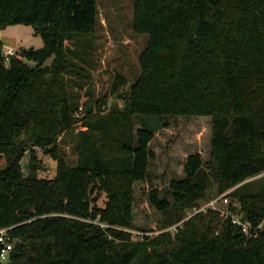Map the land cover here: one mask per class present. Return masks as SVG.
Returning a JSON list of instances; mask_svg holds the SVG:
<instances>
[{
  "label": "trees",
  "instance_id": "16d2710c",
  "mask_svg": "<svg viewBox=\"0 0 264 264\" xmlns=\"http://www.w3.org/2000/svg\"><path fill=\"white\" fill-rule=\"evenodd\" d=\"M98 23L97 0H0V31L30 26L43 40L8 65L0 41V229L15 239L0 264H264V228L249 238L214 209L185 220L212 186L253 226L264 219V0H135L148 42L125 107L107 113L90 85ZM127 83L116 74L111 93ZM143 117L210 118L211 141L208 159L189 154L147 195L159 230L182 225L134 241L135 185L157 159ZM81 121L69 166L59 141ZM36 149L56 161L53 178L37 176Z\"/></svg>",
  "mask_w": 264,
  "mask_h": 264
},
{
  "label": "rangeland",
  "instance_id": "374dc122",
  "mask_svg": "<svg viewBox=\"0 0 264 264\" xmlns=\"http://www.w3.org/2000/svg\"><path fill=\"white\" fill-rule=\"evenodd\" d=\"M97 3L99 23L96 32V67L92 71L90 85L95 100L107 97L108 103L106 107H103L107 113L111 110H122L125 107L131 85L140 74L139 58L147 45L148 37L136 34L133 29L135 0H97ZM116 74H121L128 82L120 89L122 97L114 96L111 93ZM85 91L86 89L83 90V93ZM96 111L97 108L94 107V112ZM84 114V104L82 103L77 116L81 118ZM166 121L169 124L168 128L162 126L163 121L158 117L135 118L136 128L142 126L155 134L151 147L156 153L157 159L151 165L150 179L135 185V230L130 231L134 241H143L147 236L154 238L165 231L175 233L174 226L166 230H159L161 216L150 207L147 195L152 188L165 191L173 178L181 177L184 161L189 154L199 152L205 160L208 159L211 141L210 118L168 117ZM83 130H86V127L81 121L67 131L59 141L60 152L69 166H76L78 163L75 136ZM36 152L40 160L37 176L53 178L56 174V161L41 149H36ZM28 160L29 153H26L22 160L25 175L28 174ZM5 168L6 161L1 159L0 171ZM260 177L264 178V174L256 178ZM215 194L216 188L212 186L205 200L197 209L204 208L211 201L220 197L215 198ZM106 200L105 193H101L97 206L104 207ZM217 206L224 210L228 209L229 204L219 200ZM236 206L239 207V204L236 203ZM193 211H189L188 216ZM237 213L242 217L240 212Z\"/></svg>",
  "mask_w": 264,
  "mask_h": 264
},
{
  "label": "built area",
  "instance_id": "2783aa9c",
  "mask_svg": "<svg viewBox=\"0 0 264 264\" xmlns=\"http://www.w3.org/2000/svg\"><path fill=\"white\" fill-rule=\"evenodd\" d=\"M17 53L15 50L8 49L4 50V56L6 60V65H8L10 59L14 56H16ZM81 109V107H80ZM227 194L221 195L219 198L211 201L208 205H206L204 208L197 209L195 208L194 211L185 219L187 220L191 216L195 215L198 212L201 211H207L208 209H214L221 213L222 217L224 218H231L232 222L239 226L243 233L247 237H257L260 230L264 228V219L263 221L257 225L253 226L249 221H246L243 219V217L239 216V214L235 211L228 209H221L217 206V202L219 200H223L225 204H229V199L227 197ZM183 222L179 223L178 225H175L173 229L176 231L178 226H181ZM11 228H2L0 229V262L1 263H8L11 258V253L14 249L15 239L10 234Z\"/></svg>",
  "mask_w": 264,
  "mask_h": 264
},
{
  "label": "crops",
  "instance_id": "0c3cea01",
  "mask_svg": "<svg viewBox=\"0 0 264 264\" xmlns=\"http://www.w3.org/2000/svg\"><path fill=\"white\" fill-rule=\"evenodd\" d=\"M0 41L3 50L12 49L17 54L30 48L40 49L43 47L41 36L35 34L33 27L24 25L9 26L0 31Z\"/></svg>",
  "mask_w": 264,
  "mask_h": 264
}]
</instances>
